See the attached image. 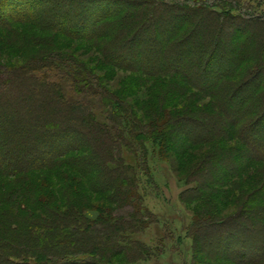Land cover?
Returning <instances> with one entry per match:
<instances>
[{
	"label": "trees",
	"instance_id": "16d2710c",
	"mask_svg": "<svg viewBox=\"0 0 264 264\" xmlns=\"http://www.w3.org/2000/svg\"><path fill=\"white\" fill-rule=\"evenodd\" d=\"M47 4L65 6L57 25V17L51 12H40ZM75 5L78 7L76 11ZM248 11L243 0H0V53L22 55L27 60L18 66L0 63V208L10 206L4 209L5 213L0 209V264H12L11 260L20 256L22 258L14 264H32L34 260L41 264H73L70 259L58 256L62 250L68 253L85 243V237L77 227L78 223L82 225L81 219L72 217L73 210L66 217L54 212V218L53 214L45 216L46 223L41 220L43 200L30 197L42 193V190L36 186L32 188L27 182L29 174L37 170L38 163L41 169L59 168L67 174L71 171L67 164L81 162H71L67 157L76 150L86 149L83 150L87 154L84 158L95 162L97 173L100 172L101 176L111 173L120 180L122 186L118 190L114 188L112 178H107L104 185L115 191L114 196L119 202H125L121 210H115L117 215L122 213L121 218L117 217L111 223L112 229L108 230L104 223L103 227L100 226L105 218L94 221L91 227L86 223L82 227L86 233L101 235L94 243L97 245L91 244L93 248L90 250L93 254L97 252L96 257L102 259L105 251L118 249L116 255L126 251L135 259L129 264H141L139 259L147 261L158 255L155 249L137 238L152 219H159L146 215L148 210L139 194L140 174L144 172L149 154L155 153L165 160L171 152L170 143L175 132L194 138V130L209 128L210 132L214 131L208 137L202 133L193 140L188 137L190 145L196 148L214 140L235 139L228 132L229 126L236 129L242 120L248 118L251 125L238 130V133L243 131V134L239 133L241 136H246H237L236 139L247 137L251 140L252 144L246 147L248 153L254 155L247 160L264 163V95L263 105L259 104L261 92H264V53L258 51L261 48L254 44L256 40L248 33L252 32L251 25L264 27V14L255 15ZM73 15L77 17L76 21L71 19ZM70 22V28H67ZM189 25L194 33L191 30L185 33ZM226 30L239 34L234 40L235 45L230 48L223 43ZM46 32L54 34L55 39L44 35ZM196 33L202 34L201 40L196 39ZM61 36L93 44L101 51L106 65L139 74L144 78V84L172 77L177 81L170 88L173 97L184 96L185 88L194 89L211 101L205 105L211 107V113L203 115L202 111L197 114L194 108L170 110L167 104V108L157 110L156 119L159 120L144 124L135 113L134 108L139 104L133 106L108 92L107 87L101 85L100 77L82 59L57 50L56 39ZM197 53L200 57L196 61ZM191 60L195 61L198 70L191 68ZM260 136L263 137V152L255 154ZM84 139L86 144H83ZM27 147L34 149L33 152ZM122 151L137 158L139 171L128 164ZM203 172L204 167L197 171L199 175ZM228 172L218 179L213 173L205 175L203 183H197L199 188H194L199 192V198L207 191L202 187L223 184L228 178L230 181L234 176ZM59 174L52 176L50 183L55 182L56 177L68 183L64 174ZM9 180L12 183H8ZM185 195H181L184 202L189 200ZM131 209L133 214L129 217L126 212ZM52 219L54 227L49 226ZM197 219V216L193 217L194 223L189 231L194 254L197 244L202 243L205 250L213 242L209 237L201 238V234L223 224L228 227L227 231L237 230L235 241L241 244L243 255L248 252L254 257L248 264H264L263 252L259 251L261 242L257 238L261 230L248 227L241 221L217 223L210 218ZM144 220L150 222L146 224ZM74 221H78L77 225L69 229L68 225ZM165 225L169 234L176 236L177 228L172 223ZM11 229L14 232L10 233ZM253 234L257 240L251 238ZM61 235L65 236L62 238ZM45 237L49 243H42ZM224 240L223 244L230 247L234 238L225 234ZM26 243L32 245L25 248ZM134 253H137L135 257ZM219 259L213 257L214 262H220ZM222 259L236 264L228 255Z\"/></svg>",
	"mask_w": 264,
	"mask_h": 264
},
{
	"label": "rangeland",
	"instance_id": "374dc122",
	"mask_svg": "<svg viewBox=\"0 0 264 264\" xmlns=\"http://www.w3.org/2000/svg\"><path fill=\"white\" fill-rule=\"evenodd\" d=\"M243 2L249 9L248 13L255 15L264 14V0H243ZM74 7V10H78L76 5ZM64 9V4L56 7L47 4L44 6V10H41L40 12L52 13L54 17H57V25L60 22ZM71 19L76 21L77 17L73 15ZM191 21H193V19ZM71 23L72 22L68 23L67 28H70ZM63 25L66 26L67 24L64 23ZM186 27L187 29H185V33L192 28L191 25ZM251 29L252 32H250V30L248 33L256 40L254 44L257 43L256 46L261 48L258 49V51L260 50V53L262 51L264 53V27L262 25H251ZM191 31L194 33L193 29ZM225 32L223 43L225 44L226 42V45L230 48L235 45L236 37L239 34L234 32V30H226ZM44 35L50 36L53 40L55 39V37H53L54 34L50 32H46ZM195 37L196 39L198 38V40H201L202 34L198 33ZM64 39L65 37L63 36L56 39V46H58L57 50L60 53L75 55L82 59L87 64V67L100 77L101 85L104 84L107 87L108 92L114 93L120 99L128 101L133 106L134 104H139L138 108L135 107L134 109L136 115L142 118L144 124H153L158 117V114L156 113L157 110L162 107L167 108V104L170 105V110L194 108L196 109L197 114L202 111L203 115L205 113H211V107L207 108L205 106L211 101L207 97L203 98L202 93H197L194 89L185 88L183 85L186 94L180 98L173 97L170 94L172 93L170 88L172 89L174 82L177 83V81L172 80V77H169L168 79H158L157 81H147L144 84L142 81L145 80L141 75H135V73L128 72L126 69H121V67L119 69L106 65L101 51L95 48L93 44L75 41L70 38ZM198 55L199 53H197V57L195 58L196 61L200 57ZM26 62L27 60L22 55L11 56L9 52L0 53V63L18 66ZM194 62V60H191L189 64L191 68L196 71L198 68L195 66ZM192 78L195 81L194 75H191V79ZM200 78L203 80L207 79L206 77L201 76ZM257 83H259V81H257ZM261 93L262 97L261 99L259 97V104L263 105L264 92L262 91ZM262 105L260 106L261 109H263ZM214 113L217 114L216 111H214ZM248 117L250 116L248 115ZM157 120L159 119H156V121ZM229 125H231V123ZM250 125L248 118L244 119L239 123V127L236 129L235 127L231 128V126L228 128V132L230 131L235 139L222 141L214 140L206 144H201L196 148L190 145V140H193L199 133L208 137L209 134L214 131L210 132L209 128L194 130V138L191 135L190 137L189 135L185 136V134L178 133L177 131L175 132L173 139H171V152L166 155L165 160H161L157 155L155 156V153L148 155V162L143 168L144 172L140 174L141 186L139 187V194H141L144 199L143 206L148 210L146 215L148 216V214H150V217L153 215L159 219L157 221L152 219L151 223L145 227L144 231L139 233L137 238L147 246L155 249L158 252V255H154L153 259L147 261H144L143 258H141L142 260L139 259L141 264H233L222 259L225 255H228L229 258L233 259L236 264H245L244 262L248 264L249 261H253L251 259H254V257L252 258L251 255L249 256L248 252L243 255L242 252H244V250H241V244L238 240L235 241L237 238V230H234V228L227 231L228 227L223 224H217V226L209 228L204 235L201 234V238L207 239L209 237V239L215 244L213 245V242L209 241L210 244L207 248L205 247V250L202 243L197 244V252L194 254L193 238L189 231L192 229V224L194 223L193 217L196 216L198 218L197 220L203 218L209 220L210 218L213 222L215 221L217 223L219 221L225 222L227 220V222H233L235 220L241 221L243 224L251 228H254L255 226V230H261L257 233V236L260 233V237L253 234L251 238L257 240V237L258 241L261 242L259 251L263 252L264 256V163L249 162L247 157L251 158L254 154H251L252 152L248 153L246 145L250 146L252 141H249L247 137L242 138L239 141L236 139L237 136H246H241L239 133L243 134V131L238 133V130H244ZM263 137L260 136V142H257V145L255 144L257 147L255 154H260L261 151L263 152ZM80 139L82 138L80 137ZM83 144H86L85 139ZM150 148L151 147H149V149ZM27 150H31L32 153L34 149L27 147ZM44 150H46V146L43 147V151ZM83 150H76L73 154L67 157V159H71V162L81 161L79 164H67L71 169V171L68 170L69 172L67 174H64V170H60L59 168L56 170L41 169V166H39L38 163L36 165L37 170L29 174L27 182L30 183L28 184L32 188L33 186L40 187L43 195L41 192L37 191L39 193L34 194L30 198L34 200L42 198L44 204L41 206L43 207L42 211H40L41 220H44L45 216H50L52 214V218H54L56 215L54 212L66 217L73 210L72 217L74 219L80 218L82 225L86 223L87 227H91V224L94 221L105 218V221H103L100 226L103 227L104 223V227L108 230V228H111V223L114 222L117 217L121 218L120 215L122 213L117 215L115 210L117 208L121 210L122 206L125 205V202H119L114 196L115 191L113 192L107 189L104 183L107 181V178H112L116 190L122 186V183L118 178H114L111 173H108L107 175L105 174V176H101L100 172L97 173L96 167H94L95 162L92 160L88 161V159L86 161L84 157H86L87 154L83 152ZM122 153L128 164L139 171L140 166L137 158L128 155L129 153L127 152L122 151ZM88 164H91L92 166L89 168ZM203 167L204 172L199 175L197 171L200 172ZM228 171H231V174L234 176L231 177L230 181L229 178L225 181L220 178V180L225 183H218L216 186L212 187H202L207 191L201 199L199 198V192L197 189L195 191L194 188H196L197 183H203L206 179L205 175L213 173L216 174L215 178L218 179L220 176H223L224 173L229 174ZM57 173H60L58 176L64 174L63 176L68 183L62 180H57V177L55 182L50 183V179H53L52 176ZM7 182L12 183L10 180ZM1 185L2 184L0 183V186ZM197 188H199V186H197ZM189 189L192 190L186 192ZM35 192L36 191H34V193ZM183 193H186L185 197L189 198L186 202L182 201L181 195H183ZM192 194H197V196H190ZM192 198H195V200ZM1 202L2 198H0V203ZM9 207L10 206L4 207V209L7 210ZM0 209H2V207ZM4 209H2L3 212L5 211ZM132 211L133 209L127 211V216L130 217L131 214H133ZM77 212L84 214V216L78 215ZM55 220L57 219L55 218ZM108 221H110L109 225L107 224ZM53 222L54 220L52 219V222H49V226L54 227L55 222ZM145 222L148 224L150 221L146 220ZM77 223L78 221L72 222L71 224L74 225L70 224L68 225V228L71 229L73 226L75 227ZM165 223H172L177 228L176 236L169 234ZM82 225L78 223L77 227L79 228V232L83 233L85 243H80L77 249H72L70 250L71 252L68 253L65 251L63 252L62 250V254L58 257L63 256L65 260L70 259L73 264H129L135 262V259H132L126 251L122 253L120 252V255H116V253H119L118 249L105 251L106 257L104 255L102 259L96 257L95 255L97 252L93 254L90 249L93 248L92 245H97V243H94L97 242V237L100 238L101 235L98 232L87 231L86 233ZM40 228H42V226H40ZM44 230L47 231L48 227H45ZM83 231H85V233ZM12 232L14 231L11 229L10 233ZM224 233L227 234V236L229 234V236L234 238V240L230 242V247L229 245L226 246L223 244V241H225ZM52 234L53 232L51 235ZM54 235L59 238L58 233H55ZM63 236L65 235H61L62 238ZM179 237L180 241H178ZM45 239H47V241ZM42 243H49L48 238H43ZM30 245L32 244H24L25 248H28L27 246ZM44 248L46 250L49 249L46 245ZM248 250L249 248H247V251ZM201 251H203L204 254ZM49 255L52 256L50 253ZM135 255H137V253H134L133 256L135 257ZM214 256L220 257V262L216 260L214 262ZM18 258L19 259L17 260H20L22 257L20 256ZM136 258H138V256H136ZM17 260H11V262H13L12 264ZM31 262L32 264H41L39 260Z\"/></svg>",
	"mask_w": 264,
	"mask_h": 264
}]
</instances>
